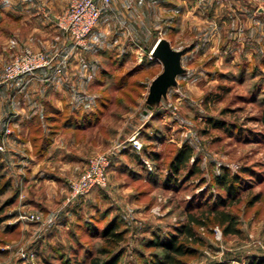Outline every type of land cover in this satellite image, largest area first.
I'll return each instance as SVG.
<instances>
[{"label": "rangeland", "instance_id": "obj_1", "mask_svg": "<svg viewBox=\"0 0 264 264\" xmlns=\"http://www.w3.org/2000/svg\"><path fill=\"white\" fill-rule=\"evenodd\" d=\"M257 3L222 0L205 14L192 9L184 30H150L128 57L108 56L103 70L88 74L99 108L81 137L88 148L85 164L109 153L118 165L111 166L106 186L72 205L66 204L71 178L50 208L42 199L48 185L38 188L39 205H24L18 194L1 213L0 264H93L94 257L104 260L120 249L119 264H149L164 251L157 240L177 233L190 212L213 207L231 210L241 232L224 234L213 220L196 224L201 241H192L196 251L182 256V264H244L251 255H264V11ZM5 32L2 21L0 81L27 46L9 49ZM157 34L174 48H186L184 71L165 95L150 99V84L163 70L152 52ZM99 35L95 50L105 47ZM81 60L90 64L84 55ZM135 132L143 142L137 151L130 144ZM189 147L190 159L176 172L175 156ZM224 173L236 187L234 197L217 180ZM12 191L1 194V201ZM114 220L124 239L109 244L103 231Z\"/></svg>", "mask_w": 264, "mask_h": 264}, {"label": "crops", "instance_id": "obj_2", "mask_svg": "<svg viewBox=\"0 0 264 264\" xmlns=\"http://www.w3.org/2000/svg\"><path fill=\"white\" fill-rule=\"evenodd\" d=\"M69 1L0 0V22H5L9 49L29 45L54 57L51 65L33 75L0 81V130L5 125L12 129L4 152L5 171L19 186L24 205H39L38 188L48 185L51 189L42 197L47 200L43 205L52 207L50 202L60 194L61 185L78 177L86 165L87 142L81 137L94 125L99 108L88 74L103 70L108 56L117 60L128 57L137 41L149 39L150 30L158 32L163 25L184 30L192 9L205 14L204 10L216 9L222 0H110L100 26L77 48L71 35L55 21V14ZM259 1L263 13L264 0ZM100 33L105 47L95 50L94 40ZM83 55L90 64L78 61ZM112 160L115 169L118 163ZM55 210L53 217L58 214Z\"/></svg>", "mask_w": 264, "mask_h": 264}, {"label": "built area", "instance_id": "obj_3", "mask_svg": "<svg viewBox=\"0 0 264 264\" xmlns=\"http://www.w3.org/2000/svg\"><path fill=\"white\" fill-rule=\"evenodd\" d=\"M109 2L110 0H102L101 2L99 0H70L68 6L55 15L56 25L71 35L75 48L83 46L87 43L88 37L103 14L105 5ZM53 58L42 49L26 46L6 66L5 81H13L21 76L33 75L38 69L51 65ZM11 131L12 129L6 125L0 133L1 152L7 150L8 137ZM130 142L135 149H142L143 147L138 132L131 136ZM112 159L109 153L91 157L79 176L71 180L66 204L76 203L93 190L106 186L109 182ZM31 217L41 220L38 214H31Z\"/></svg>", "mask_w": 264, "mask_h": 264}, {"label": "trees", "instance_id": "obj_4", "mask_svg": "<svg viewBox=\"0 0 264 264\" xmlns=\"http://www.w3.org/2000/svg\"><path fill=\"white\" fill-rule=\"evenodd\" d=\"M264 121V114H263ZM6 126V125H5ZM4 126V128H5ZM4 128L1 131L4 130ZM131 144V143H130ZM137 151V150H136ZM140 151V150H139ZM6 152V151H5ZM139 154V153H136ZM192 155V148H181L180 151L175 156L173 161V167L176 172L180 169L182 165H184ZM4 152L0 151V198L1 194L12 191V195L7 200L1 201L0 199V222L3 221L4 217L1 215L5 206L10 204L15 197L19 194V186L14 185L12 178L5 171V163H4ZM237 176H234L236 178ZM233 178V177H232ZM219 183L223 184L230 196L234 197L235 188L234 183L228 182L229 175L228 173H224L223 175L217 177ZM223 202H226L223 200ZM72 205V204H71ZM70 206V205H69ZM198 213L190 212L188 214V222H186L181 227H178V232L173 233L167 239H159L157 240L158 244H161L164 251L161 257L155 258L149 264H182V256L188 253H194L196 251V247L192 245V241L196 242L201 241V239L196 235L194 231L195 225L206 224L209 220H213L217 222L221 227H223L224 234L228 233H240L241 229L238 226L236 215L227 208H217L213 207L210 209L203 210ZM118 222L111 221V223L104 229L103 234L107 243L116 244L124 239V231L118 229ZM182 235V238L180 237ZM111 250L105 247L101 248V252L109 253ZM122 249L117 252L112 253L106 259L102 260L100 257H94L92 259L93 264H119ZM209 264H217V263H209ZM244 264H264V255H251Z\"/></svg>", "mask_w": 264, "mask_h": 264}, {"label": "water", "instance_id": "obj_5", "mask_svg": "<svg viewBox=\"0 0 264 264\" xmlns=\"http://www.w3.org/2000/svg\"><path fill=\"white\" fill-rule=\"evenodd\" d=\"M185 51L186 48H174L165 37H160L157 40L153 47V54L162 61L163 70L154 77L150 84V99H160L167 93L171 85L177 83V76L184 71L182 56Z\"/></svg>", "mask_w": 264, "mask_h": 264}]
</instances>
